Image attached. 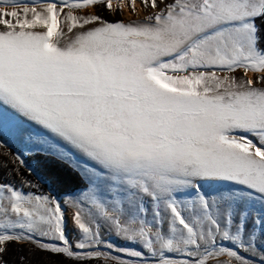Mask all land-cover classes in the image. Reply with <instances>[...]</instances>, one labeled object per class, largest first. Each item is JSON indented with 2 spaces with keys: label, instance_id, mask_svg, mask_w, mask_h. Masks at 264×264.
<instances>
[{
  "label": "snow or ice",
  "instance_id": "obj_1",
  "mask_svg": "<svg viewBox=\"0 0 264 264\" xmlns=\"http://www.w3.org/2000/svg\"><path fill=\"white\" fill-rule=\"evenodd\" d=\"M257 20L264 0H0V147L43 151L85 180L64 204L0 183V264L12 243L76 264H257L244 255L264 240Z\"/></svg>",
  "mask_w": 264,
  "mask_h": 264
},
{
  "label": "trees",
  "instance_id": "obj_2",
  "mask_svg": "<svg viewBox=\"0 0 264 264\" xmlns=\"http://www.w3.org/2000/svg\"><path fill=\"white\" fill-rule=\"evenodd\" d=\"M99 14L105 16L108 20H113L111 15L98 9ZM114 19H120L119 16ZM258 26L264 27V22L257 20ZM0 153L4 155L0 163H4L5 167H0V183L15 184V187L22 186L26 190H31L38 194V190L47 192L48 188L55 197H63L69 194L79 193L85 187L83 175L73 166L62 162L57 157L41 152H34L26 159L29 165L33 164L34 170L29 171L25 166L12 164L11 161L15 157V152L6 147H0ZM18 170V171H17ZM46 183L44 184L41 179ZM22 181H27L29 186H25ZM4 264H76L67 258L56 254H49L43 251H36L31 245L12 243L8 247V251L3 256ZM82 264H105L103 259L82 262ZM110 264V262H109Z\"/></svg>",
  "mask_w": 264,
  "mask_h": 264
},
{
  "label": "rangeland",
  "instance_id": "obj_3",
  "mask_svg": "<svg viewBox=\"0 0 264 264\" xmlns=\"http://www.w3.org/2000/svg\"><path fill=\"white\" fill-rule=\"evenodd\" d=\"M18 3H30L31 0H17ZM90 11V10H89ZM80 14H83L82 12ZM141 14V15H140ZM146 15V12H140L137 15H132L130 14L129 16H126V12L124 15H120L119 18L120 20H124V21H132V20H137V19H143V17ZM111 17L113 18V20H117L114 18H117V16H113L111 15ZM30 127L33 128V130L38 134V135H47L46 133H44V131L42 129H40L39 127H36L34 125H30ZM7 139V138H5ZM6 147L12 149L15 152V155L20 154L22 156V158L25 161L24 166L28 168L29 171H33L34 167L33 164L29 165L26 161L27 157L29 155H32L34 152H41V153H45L43 151H37V150H33V151H28L25 149V147L17 142H14L10 139L7 140V143L4 144ZM38 147V146H36ZM69 151H71L69 149ZM46 154V153H45ZM76 159L83 161V157H80L78 154H74ZM67 163V162H66ZM69 164V163H67ZM71 165V164H69ZM72 166V165H71ZM77 169V168H76ZM79 171V169H77ZM80 172V171H79ZM80 174L82 175V173L80 172ZM38 177L41 179V177L38 175ZM41 181L46 184L42 179ZM13 185V184H11ZM15 185V184H14ZM18 189L22 190L24 193H33V194H37L36 192H32L31 190H26L24 187L19 186L17 187ZM36 190H38V194L37 195H48L50 197L56 198L58 201H60L62 204H64V202L69 199L70 196L76 195L78 193H74V194H69L63 197H55V195L50 191V189L48 188L47 192H42L41 189H38V187H35ZM65 226H66V234L69 238V240L74 244L77 240V236H78V232L74 227V224L72 222V208L70 206H66V213H65ZM103 238L106 241L111 242L114 245V249L116 248H124L127 249L129 247H131V245L119 238H117L116 236H114L113 234L109 233V232H104L103 233ZM224 246L225 247H232V245H230L228 242H224ZM235 250V249H234ZM79 251V250H77ZM100 251L102 252H106L109 255H115L118 256L122 259H127L128 257L124 256L123 253L121 252H116L115 250H108L106 248L101 247ZM257 252L258 255H251L249 253H244V255L246 256V258H249L255 262H259V254H264V240H258L257 241Z\"/></svg>",
  "mask_w": 264,
  "mask_h": 264
},
{
  "label": "bare ground",
  "instance_id": "obj_4",
  "mask_svg": "<svg viewBox=\"0 0 264 264\" xmlns=\"http://www.w3.org/2000/svg\"><path fill=\"white\" fill-rule=\"evenodd\" d=\"M130 14H127V11H126V16H129ZM141 15V14H140Z\"/></svg>",
  "mask_w": 264,
  "mask_h": 264
}]
</instances>
